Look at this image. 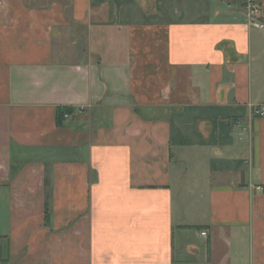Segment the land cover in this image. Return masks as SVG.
Returning a JSON list of instances; mask_svg holds the SVG:
<instances>
[{"label":"crops","instance_id":"crops-1","mask_svg":"<svg viewBox=\"0 0 264 264\" xmlns=\"http://www.w3.org/2000/svg\"><path fill=\"white\" fill-rule=\"evenodd\" d=\"M230 3L0 0V264H264V28Z\"/></svg>","mask_w":264,"mask_h":264},{"label":"built area","instance_id":"built-area-1","mask_svg":"<svg viewBox=\"0 0 264 264\" xmlns=\"http://www.w3.org/2000/svg\"><path fill=\"white\" fill-rule=\"evenodd\" d=\"M231 3H239L244 12V20L250 27L263 29L264 19L262 10V0H230ZM230 3V4H231ZM256 116H264V105H257L253 109ZM68 117V113L65 114ZM203 234H207L206 231Z\"/></svg>","mask_w":264,"mask_h":264},{"label":"trees","instance_id":"trees-1","mask_svg":"<svg viewBox=\"0 0 264 264\" xmlns=\"http://www.w3.org/2000/svg\"><path fill=\"white\" fill-rule=\"evenodd\" d=\"M72 108L70 107H60L58 110V123L62 124V120L64 119L65 113H71Z\"/></svg>","mask_w":264,"mask_h":264}]
</instances>
